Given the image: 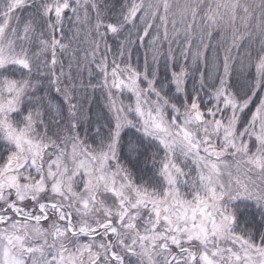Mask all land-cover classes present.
<instances>
[{"label": "snow or ice", "instance_id": "obj_1", "mask_svg": "<svg viewBox=\"0 0 264 264\" xmlns=\"http://www.w3.org/2000/svg\"><path fill=\"white\" fill-rule=\"evenodd\" d=\"M0 264H264V0H0Z\"/></svg>", "mask_w": 264, "mask_h": 264}, {"label": "trees", "instance_id": "obj_2", "mask_svg": "<svg viewBox=\"0 0 264 264\" xmlns=\"http://www.w3.org/2000/svg\"><path fill=\"white\" fill-rule=\"evenodd\" d=\"M65 30L68 31L67 25L65 26ZM71 35L72 33L69 32V36ZM109 42L111 43V41ZM135 55L136 54L134 53V57H133L134 62H135ZM106 111L107 110L104 107L103 99L97 97L91 102L90 114H92L93 116H95V114L97 113L106 114ZM141 167H142V172L140 173V175L143 176L145 180H147L152 175V169L150 167V164L148 166L141 165ZM235 206L239 208L241 220H245V219L251 220L252 217L254 216L256 217V220L259 219L258 215L256 214L259 210L256 209L255 206L252 205L250 202L243 200L237 201Z\"/></svg>", "mask_w": 264, "mask_h": 264}]
</instances>
